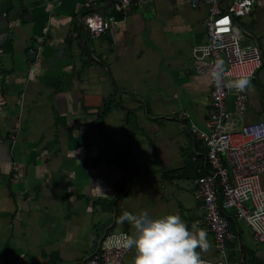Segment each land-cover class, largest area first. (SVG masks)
Segmentation results:
<instances>
[{"label": "crops", "instance_id": "obj_1", "mask_svg": "<svg viewBox=\"0 0 264 264\" xmlns=\"http://www.w3.org/2000/svg\"><path fill=\"white\" fill-rule=\"evenodd\" d=\"M141 1L115 34L90 38L84 0H0V129L21 126L16 145L0 142V264H84L105 234H134L126 212L197 223L210 243L201 258L222 259L193 186L208 169L206 147L186 121L176 118L177 133L154 125L168 109L204 127L211 81L191 61L207 39L208 6ZM255 1L257 14L264 0ZM262 118L264 106L251 101L247 120ZM231 222L239 238L229 261L264 264V245Z\"/></svg>", "mask_w": 264, "mask_h": 264}, {"label": "built area", "instance_id": "obj_2", "mask_svg": "<svg viewBox=\"0 0 264 264\" xmlns=\"http://www.w3.org/2000/svg\"><path fill=\"white\" fill-rule=\"evenodd\" d=\"M192 6L201 3L208 6L204 20L206 41L192 50L194 72L211 81L210 110L204 127L189 122L188 111L175 112L173 117L186 121L189 134L203 142L206 147L205 161L208 169L193 180L195 195L201 201L203 221L214 237V247L220 260L204 259L205 264H240L228 259L229 245L236 243L239 232L231 218L245 223L256 244L264 245V118L247 120L249 95L226 87L229 80L257 77L264 66V57L257 38L244 43L238 28L241 17L255 7L253 0H190ZM110 7L105 12L102 6ZM141 0H84L85 14L80 21L90 38L110 33L115 34L123 24L128 11ZM107 7V8H108ZM226 21V22H225ZM222 63L225 75L217 82L211 71ZM1 74V70H0ZM232 99V108L229 99ZM21 132L17 125L11 134L0 129V142L16 145ZM231 211V212H230ZM125 231L105 234L95 251L84 264H124L132 249L122 247Z\"/></svg>", "mask_w": 264, "mask_h": 264}, {"label": "clouds", "instance_id": "obj_3", "mask_svg": "<svg viewBox=\"0 0 264 264\" xmlns=\"http://www.w3.org/2000/svg\"><path fill=\"white\" fill-rule=\"evenodd\" d=\"M225 75L222 63H217L211 71V77L219 82ZM247 78L229 80L226 87L243 92L249 86ZM134 228L132 235H125L122 247L135 249L133 264H205L201 252H207L210 243L205 229L193 223L191 230L178 214H169L161 218H150L147 212L139 215L124 213Z\"/></svg>", "mask_w": 264, "mask_h": 264}, {"label": "rangeland", "instance_id": "obj_4", "mask_svg": "<svg viewBox=\"0 0 264 264\" xmlns=\"http://www.w3.org/2000/svg\"><path fill=\"white\" fill-rule=\"evenodd\" d=\"M252 13H249L248 15H243L241 17V26L238 28V31H239L241 40L244 43H246L247 40L251 39V37L247 36L246 34L249 32L252 33L253 36L257 38L258 40L260 39L259 43L261 45L262 53L264 55V8H260V11H258L257 14H254L255 11H252ZM260 16H263L262 20H260L261 19ZM260 22L262 23V28L258 29V25L260 24ZM251 24H257V27L252 28ZM258 76H259L258 81H253L249 85V88L247 87V92L249 95V103L252 101L253 104H259V105L264 106V66L259 70ZM165 110L166 111H164V113H162L161 116L156 117V119H154V125L156 127H169V128H166V131L168 133H174V132L177 133L178 130L176 127H182L181 124L178 122L177 119L170 118V115L168 114V111H167L168 109H165ZM133 121L134 120L132 117V124L129 125V127H135V122ZM130 123H131V119H130ZM105 138L108 140L112 139L109 133L105 134ZM261 182L264 185V173L261 175ZM218 259L219 257L216 258V260Z\"/></svg>", "mask_w": 264, "mask_h": 264}, {"label": "water", "instance_id": "obj_5", "mask_svg": "<svg viewBox=\"0 0 264 264\" xmlns=\"http://www.w3.org/2000/svg\"><path fill=\"white\" fill-rule=\"evenodd\" d=\"M111 5V3H109L107 6H110ZM106 6V7H107ZM147 6V5H146ZM148 6H149V4H148ZM37 56V49L36 48H34V49H32L29 53H28V57L32 60V59H34L35 57Z\"/></svg>", "mask_w": 264, "mask_h": 264}, {"label": "bare ground", "instance_id": "obj_6", "mask_svg": "<svg viewBox=\"0 0 264 264\" xmlns=\"http://www.w3.org/2000/svg\"><path fill=\"white\" fill-rule=\"evenodd\" d=\"M259 0H256L255 2H258ZM106 9V8H105ZM129 15V14H128ZM246 24V23H245ZM103 38V37H102ZM246 42V41H245ZM111 45V44H110ZM176 111V110H175ZM208 117V116H207ZM203 157V156H202ZM191 179V178H190ZM233 223V222H232ZM233 225H235V223L233 224ZM248 252V251H247ZM254 252V251H253ZM236 255V254H235ZM213 256V255H212ZM237 256V255H236ZM232 259H234V258H232ZM231 259V260H232ZM249 262V261H248ZM254 264V263H253Z\"/></svg>", "mask_w": 264, "mask_h": 264}, {"label": "trees", "instance_id": "obj_7", "mask_svg": "<svg viewBox=\"0 0 264 264\" xmlns=\"http://www.w3.org/2000/svg\"><path fill=\"white\" fill-rule=\"evenodd\" d=\"M107 110H108V109H106V110H105V112H103V115H105V114H106ZM103 115H102V116H103ZM205 172H206V170H205ZM205 172H204V173H205Z\"/></svg>", "mask_w": 264, "mask_h": 264}, {"label": "snow or ice", "instance_id": "obj_8", "mask_svg": "<svg viewBox=\"0 0 264 264\" xmlns=\"http://www.w3.org/2000/svg\"><path fill=\"white\" fill-rule=\"evenodd\" d=\"M226 22V21H225Z\"/></svg>", "mask_w": 264, "mask_h": 264}]
</instances>
